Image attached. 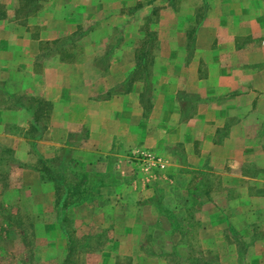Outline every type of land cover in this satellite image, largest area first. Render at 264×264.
Returning <instances> with one entry per match:
<instances>
[{"label": "crops", "instance_id": "1", "mask_svg": "<svg viewBox=\"0 0 264 264\" xmlns=\"http://www.w3.org/2000/svg\"><path fill=\"white\" fill-rule=\"evenodd\" d=\"M12 1L0 0V10L18 9ZM56 1L46 0L45 19L36 14V37L28 33V22L19 23L23 30L8 34L19 24L0 14V62L9 60L2 70L10 76L8 84L15 76L33 73L29 61L44 35L62 27L69 33L78 25L71 9ZM85 2L78 0L76 8ZM209 2L190 53L185 23L176 18L162 22L166 32L158 40V66L153 68L146 109L140 103L141 82L132 81L115 102L94 100L58 82L52 69L42 70L33 74L32 93L48 101L50 109L36 157L13 129L25 130L32 122L30 109L9 106L0 111V144L14 161L1 169L10 175L6 187L0 183L4 201H27L42 212L51 209L54 185L35 169L38 156L53 164L65 153V165L74 159L83 163L84 171L112 172L97 184L98 197L91 198L88 191L64 209L66 218L87 229L83 233L98 227L109 234L93 264H209L210 251H216L215 264H264V0ZM59 10L64 13L54 12ZM134 55L131 47L118 52L112 74L122 77L114 84L134 70ZM14 86L9 85V94L24 85ZM183 92L198 95L188 111ZM135 146L162 154V179L158 174L148 185L130 178L126 153ZM12 173L15 180L10 183ZM81 181L85 186L86 179ZM192 184L195 197L190 196ZM58 224L56 220L46 226L59 233ZM232 229L245 243L240 248L243 259L237 244L226 241ZM4 243L11 249L7 239Z\"/></svg>", "mask_w": 264, "mask_h": 264}, {"label": "rangeland", "instance_id": "2", "mask_svg": "<svg viewBox=\"0 0 264 264\" xmlns=\"http://www.w3.org/2000/svg\"><path fill=\"white\" fill-rule=\"evenodd\" d=\"M19 1H12L17 4L18 9L10 10L9 13L0 10V14L8 17V19L10 18L9 21L16 25L28 22V33L36 37L37 30L40 28L34 24V20L37 18L36 14L45 19L48 4L46 5V0ZM77 1H56V4L63 2V7L66 5L67 8L71 9L69 15L73 17L74 22H78L76 23L78 25H76L75 30L69 33L65 30L66 28L62 27L58 32L53 31V35L49 32L46 36L44 35L45 38L43 37L38 42V52L29 61L30 71L33 73L29 74L28 72L29 76H23L22 79L15 76L10 81V84H15V88L24 85L22 89L20 88L15 93L9 94L8 87L10 84L8 82L10 76L2 72L3 69L7 68L9 60L3 59L0 62V111L9 106H20L22 109L27 107L30 109V113L36 108L38 110L39 106L44 108V111L39 113L41 116L38 117L33 128H30L29 124L25 130L13 128L28 141V149L33 157H36L38 152L37 141L45 134L43 130V126H45L44 116L47 117L46 114L50 109L48 101L32 93L35 82L33 74H42V70L44 72V70L52 69V73L57 76L58 82L63 85H72L71 88L76 89V93H81L84 97L87 95L94 100L105 98L112 99L114 102L117 101L115 99L119 95L125 96L130 90L132 81H138L142 83L140 103H144L143 107L145 108L151 96L152 80L154 78L152 76L153 68L158 66L156 60L159 50L158 40L166 32L160 28L162 22L176 18L185 23V31L188 37L186 49L190 53L192 51L189 50L194 46L193 36L196 25L206 16V9L210 6L209 0H86L84 4H79V8H76ZM153 9L155 10L151 14ZM164 9L168 10V13H165ZM171 11L174 13L173 15H170ZM54 12L59 15L64 13L62 10ZM18 26L9 28L8 34H14L15 30H23L22 25ZM43 26L45 27V25ZM146 29L152 32L150 36L152 39L145 37L144 31ZM128 47H131L134 53L142 54L141 68H136L134 61V70L124 75L123 80L114 84L116 79L122 77V75H119L116 78L115 74H112L114 69L118 67L117 54L120 50H126ZM123 56H125V53H123ZM119 61V63L125 62L126 59L123 58ZM143 62H145V68H142ZM106 84L112 85L104 89ZM9 95L10 98H8ZM181 96L183 102L186 103V111L190 110V103L195 101L196 96L198 97V95L195 96L193 93L188 92H183ZM121 98L119 97V99ZM38 102L40 103L38 104ZM46 103H48V108L45 109ZM145 109L143 110L146 111ZM141 114L144 115L143 112ZM0 116H2L1 112ZM7 150L4 145L0 144L2 161L0 163V183L3 187L7 186V179L10 175H7V169L2 171L1 169L9 167L11 163L14 164ZM143 154L154 157V161L144 157ZM67 156L64 153L59 160H56L53 163L55 167L61 170L68 180L72 181L71 184L85 178L86 185L82 189L87 190L88 185H91L89 190V194H92L91 198L98 197V195L94 196L96 193L94 191L97 190L96 187L100 186L97 184L110 179L112 172L99 175L84 171L83 163L74 159H71L65 165ZM163 159L162 154L154 148L135 146L127 151L125 166L129 170L130 178L149 185V180L158 174L162 179ZM203 166L208 168L205 164ZM3 174L5 175L3 176ZM11 175L13 177L11 176L10 183H13L15 177L13 173ZM189 189L191 190V197L196 195V186L192 184ZM13 194H15L14 189ZM83 194L82 191L79 196L82 197ZM12 198H15V196L13 195ZM3 199H6V197L2 195L0 197V264H57L65 254L68 236L79 239L80 243L87 235L92 236L89 240L91 247L86 252L79 254L77 260L81 264H93L98 251L108 239L109 234L106 233L105 229L95 227L91 232L85 234L83 231L87 229L85 227L81 228L80 225L69 218L60 222V217L64 216L65 211L60 207L53 205L51 209H46V211L44 209V212H42L36 210L33 203L27 201L8 203ZM34 213H37V218L32 216V214L35 215ZM56 220L59 222L57 225L59 233L50 232L46 223L56 222ZM63 231H66V233H63ZM21 235L25 238V245L21 242ZM96 235L100 236L98 241H95ZM225 238L228 244H237L240 251L239 258L243 259L240 248H243L245 243L240 239V235L232 229L225 235ZM6 239L11 249L4 248L6 246L4 240ZM228 254L230 256L229 251L226 256ZM214 256L216 257V251H210L207 254V257L211 260V262H208L209 264H215ZM123 264L128 263L124 262Z\"/></svg>", "mask_w": 264, "mask_h": 264}, {"label": "trees", "instance_id": "3", "mask_svg": "<svg viewBox=\"0 0 264 264\" xmlns=\"http://www.w3.org/2000/svg\"><path fill=\"white\" fill-rule=\"evenodd\" d=\"M154 10L155 9H153L151 11V14H153ZM144 32H145L144 34H145L146 38L147 37L149 38L152 35V32H150L147 29ZM141 55H142L141 53H135V55H134V61H135V67L136 68H138V67L141 68V60H142ZM145 67H146L145 62H143L142 68H145ZM39 103L40 102H38V104ZM46 105L47 106L45 107V109L48 108V103H46ZM26 110L29 111V109H27V108H26ZM43 111H44V108L39 106L38 110L36 108V110L31 112L32 122H31V124H29L30 128L34 127L33 125L37 121L38 117L41 116V115H39V113H41ZM35 169L38 171L40 178L42 180H48V181L53 182L54 194H55L54 206L60 207L62 210L65 209L70 204H75V203L79 202L80 197H81V196H79L80 193L82 191H83V193H87L91 188V185H88L87 190L82 189L83 186L80 185V183L82 181L74 182L73 184H71L72 181L68 180L67 176L65 174H63V172L61 170H58L55 167V165L52 164V162L50 160L44 159L40 156L37 158V165H36ZM70 198H73V199H70ZM66 219L67 218L62 215L60 217V222L62 220H66ZM63 233H66V231H63ZM20 237H21L22 244L25 245L24 236L21 235ZM91 237H92L91 235L90 236H88V235L84 236V240L79 243V241H78L79 239L77 240L74 238H70L68 236V238L66 240L65 254L57 264H81L80 262H78L77 257L79 254L84 253L88 249H90L91 244L89 245V240L91 239ZM95 238H96L95 241H98L100 236L96 235Z\"/></svg>", "mask_w": 264, "mask_h": 264}, {"label": "built area", "instance_id": "4", "mask_svg": "<svg viewBox=\"0 0 264 264\" xmlns=\"http://www.w3.org/2000/svg\"><path fill=\"white\" fill-rule=\"evenodd\" d=\"M143 155H144V157H147V158L150 159V160L153 159V161H154V157H151L149 154H143Z\"/></svg>", "mask_w": 264, "mask_h": 264}]
</instances>
